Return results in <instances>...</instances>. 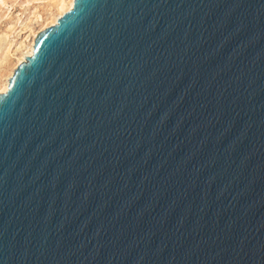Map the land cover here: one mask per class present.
<instances>
[{
    "label": "water",
    "instance_id": "water-1",
    "mask_svg": "<svg viewBox=\"0 0 264 264\" xmlns=\"http://www.w3.org/2000/svg\"><path fill=\"white\" fill-rule=\"evenodd\" d=\"M0 94V264H264V0H74Z\"/></svg>",
    "mask_w": 264,
    "mask_h": 264
},
{
    "label": "bare ground",
    "instance_id": "bare-ground-1",
    "mask_svg": "<svg viewBox=\"0 0 264 264\" xmlns=\"http://www.w3.org/2000/svg\"><path fill=\"white\" fill-rule=\"evenodd\" d=\"M46 2L43 13L32 12L31 16L25 20L23 24L24 38L14 42L8 41V44L3 45L7 39L0 36V94L7 91L8 79L13 75L17 66L25 61V57L33 55L34 40L37 35L46 28L55 25L58 19L70 11L74 5V0H46ZM6 4L5 0H0V9L4 8ZM35 24H38L39 27L37 28ZM7 35L8 33L4 36Z\"/></svg>",
    "mask_w": 264,
    "mask_h": 264
},
{
    "label": "rangeland",
    "instance_id": "rangeland-1",
    "mask_svg": "<svg viewBox=\"0 0 264 264\" xmlns=\"http://www.w3.org/2000/svg\"><path fill=\"white\" fill-rule=\"evenodd\" d=\"M6 6L0 9V36L5 40L3 45L9 42L19 41L24 38L23 24L32 12L43 13L46 0H5ZM41 10V11H40ZM34 24V22H33ZM36 27L38 28L39 25ZM5 32V33H4ZM8 33L7 36H4Z\"/></svg>",
    "mask_w": 264,
    "mask_h": 264
}]
</instances>
